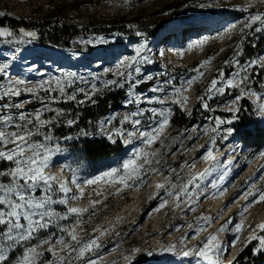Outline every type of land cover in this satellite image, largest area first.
<instances>
[{"label": "snow or ice", "instance_id": "obj_1", "mask_svg": "<svg viewBox=\"0 0 264 264\" xmlns=\"http://www.w3.org/2000/svg\"><path fill=\"white\" fill-rule=\"evenodd\" d=\"M256 2L264 4V0H246L242 7L234 8L245 13L241 19L227 23L215 36L198 37L187 46L186 50L192 51L202 48L209 40L222 41L233 35L239 36L231 57L223 61V66L196 98L204 112L213 114L205 117L206 123L194 125L190 129L183 128L172 138L173 142L182 143L185 138L193 140L199 139L201 134L207 136V141L197 146V150L204 149L199 160L205 167L196 170V159L193 158L191 162H182L179 172L172 168L162 182L154 185L156 191L150 199L160 200L155 211L164 209L171 200L173 210L179 208L182 212L185 209L195 212L202 197H223L228 189L221 190V185L229 174L233 163L231 153L237 146L228 144V151L222 153L220 145L230 138H237V129L232 125L245 110L242 103L244 99L250 102L248 110L264 122V80L257 79L264 73V54L243 61L241 59L245 41L250 37L258 39L257 34L264 36V10H250ZM123 6L131 7L132 4L130 0H123ZM221 6L212 0L185 5L201 9ZM4 15L6 13L0 12V16ZM128 28L135 29V25L130 24ZM134 34L141 39L132 44L131 54L118 58L112 67L101 66L102 71L99 73L89 71L85 75L57 67L46 78L42 75L32 80L22 70L17 72L16 69L24 67L19 62L27 59V46L39 40V33L23 27L13 29L0 26V46H5L4 51L0 52V164L5 165L0 167V264H100L104 260L100 255L103 248L100 237L108 234L114 224L104 229L97 226L92 229L89 239L82 240L80 232L84 231L83 216L89 213L90 207L101 201L89 200L85 207L75 206L73 202L81 199L85 186L106 185L114 188L115 193H120L125 189L139 188L147 175L159 173L158 167H152L153 163L160 164L158 149L153 146L157 143L160 147L165 146L164 136L176 107L191 116L193 109L188 106L187 93L204 76L212 56L200 61L193 69L194 74L182 77V82L177 85L173 77L161 79V75H168L167 72L154 77L147 71L145 66L154 63L150 54L152 49L144 32L136 30ZM107 43L105 36L97 34L81 36L72 41L73 46L82 45L84 48ZM255 46L253 43L252 47ZM72 54L80 56L79 52ZM163 54L161 52V56ZM176 54L183 56L184 52L177 51ZM33 70L39 71L35 61L28 69L29 72ZM153 80L156 83L147 90L151 95L138 91L141 84ZM117 89L125 92L122 110L110 112L99 119L92 133L80 129L76 135L87 137L95 134L113 144L129 146L131 150L125 149L126 155L122 162L83 179L77 175L79 169L72 168L70 181L62 175L63 170L70 166L61 164L59 172H52L51 168L56 164L54 157L66 151L60 141L73 139L71 136L57 137L55 128L71 127L79 119V113L73 118L71 109L58 105L61 102H74L77 107L85 106L86 102L95 105L97 100L94 97ZM21 96H27L28 99H16ZM225 96L229 98L225 100ZM216 98L214 108L210 102ZM33 101H38L39 107L32 110L25 108ZM218 109L228 115L214 114ZM184 150L188 151L186 147ZM222 155H228L229 158L221 159ZM253 155L256 159L264 160V151ZM213 174L217 178L206 183ZM260 179L261 186L245 181L249 186L239 197L244 202L238 209L241 217L239 222L230 219L214 232L201 237V233L219 218V213L216 217L201 215L186 226H177V230L186 227L178 239L166 245L157 240L156 246L148 250L147 254L152 255L155 251L175 253L187 258L185 264H238L236 255L228 257V247L236 246L241 240L240 233L245 228V214L249 209L256 203L264 202V176ZM161 190L163 194L158 195ZM96 194L100 195V192ZM227 207L228 204L223 205L220 213ZM91 215L94 213L89 218ZM119 220L120 217H117L116 221ZM248 227L250 231L243 239V246L256 241L252 254L264 253V220L254 227ZM229 229L231 239L222 240L221 235ZM189 240L194 243L189 245ZM44 245L48 246L46 252L55 260L44 259L45 252L40 250ZM117 248L119 244L112 251ZM18 249L20 251L13 256L12 253ZM140 251L138 247H131L121 252L120 256L124 264H133V258ZM110 264H116V261Z\"/></svg>", "mask_w": 264, "mask_h": 264}, {"label": "rangeland", "instance_id": "obj_2", "mask_svg": "<svg viewBox=\"0 0 264 264\" xmlns=\"http://www.w3.org/2000/svg\"><path fill=\"white\" fill-rule=\"evenodd\" d=\"M175 1L180 0H130L132 6L124 7L123 0H0V12L6 13V15L0 16V26H10L14 29L16 25L22 23L26 26L27 30H34V27L38 23L55 15L58 10L62 11L59 15L63 17V23L77 25H81L87 19L95 22L99 20H110L116 17H125L129 20L128 25H135V29H129L127 26L124 35L97 34L105 36L108 39V43L95 46L89 45L91 47V53H88L87 49L82 45H78L79 47H83V50L79 51L73 48H61L53 44H43L37 41L33 45L27 46V50L25 51L27 59L19 62L24 67L22 69H16V71L19 72L22 70L23 74L32 80L39 79L42 75L46 78L47 74L53 72L57 67L85 75L89 71L99 73L102 71L101 66L112 67L118 58H123V56L131 54L132 44L141 39L136 37L134 33L136 30H140L146 34L149 47L152 49L150 54L153 56L154 63L145 67L154 77L167 72L168 75H161V79L173 77L174 83L179 85L182 82V77H190L194 74L193 69L200 61L212 56V60L204 76L187 93L189 97L188 106L191 108L197 101V96L202 94L207 83L217 74V70L223 66V61L231 57L239 36L233 35L231 38H225L222 41L219 39L209 40L202 48L193 49L192 51L186 50L189 42L201 36H215L227 23L241 19L245 13L234 10V8L242 7L246 0H212L213 3H219L222 6L204 9L192 7L172 18L166 6ZM251 9L253 11L262 10L264 9V4L256 2ZM164 13H167V15H164ZM91 34L94 33L82 34L81 36ZM257 36L258 39L250 37L245 41L244 55L241 57L242 61L250 57H255L258 54H264V44L260 49L252 47L253 43L256 45L257 41L261 37H264L259 34ZM170 41L178 44L177 49L170 51L166 47V43ZM4 49L5 46H0V52H3ZM31 49L36 53L30 55ZM220 49L224 50L221 52L219 51ZM177 51H183V56L177 55ZM73 52H79L80 56H73ZM161 52L164 53L163 56H161ZM217 52L219 53L218 55H213ZM32 61L36 62V67L39 69L38 72L33 70L36 76L31 75L32 71H28L30 62L32 63ZM259 76L257 77L258 80H260ZM110 77L111 74H109ZM261 80H264V73ZM155 83L156 80L143 83L139 86L138 91L147 93L148 88ZM144 84H148V86L143 88L142 85ZM122 91L124 92V90ZM147 94L151 95L152 93ZM228 98V96L224 97L225 100ZM16 99L23 100L28 99V97L21 96ZM123 99L118 107L111 109L103 117L107 116L110 112L121 111L123 108ZM217 99H214L211 103L214 108ZM242 103L245 106V110L242 111L241 115L245 112V116L249 120L245 121L246 129L252 130L251 125L255 123L259 126L260 132L256 134L257 137L254 139H245L242 133L236 132L235 135L237 138L235 140L230 138L229 141L220 145L222 153L228 151V144H235L237 146L231 153L233 163L229 174L221 185V190L227 188L228 191L223 197L216 199L202 197L196 205L195 212H188L186 209L182 212L179 208L173 210V202L171 200H169V204L164 209L155 211L154 209L158 207L160 200L158 198L150 199L152 193L156 191L154 187L155 183L162 182L164 177L169 175L172 168H175L177 172L180 171L179 166L171 165L173 161L180 160L181 164L185 160L191 162L195 158L196 170H202L205 167V164L199 160V156L202 155L204 149L197 150V146L204 144L208 137L201 134L199 139L188 140L185 138L182 143L179 142L178 146L173 147L172 142L166 141L171 131V125L164 136L165 146L160 147L159 143L153 146L155 149H158L160 164L153 163L152 167H158L160 169L159 173L147 175L139 188H133L131 190L125 189L120 193H115L114 188L106 185L84 187V195L79 201L73 202L75 206H88L89 200H100L101 202L90 207L89 213L84 214L82 223L84 231L80 232L81 239H89V234L92 233V229L97 226L104 229L109 228L110 224H114V227L111 228L108 234L100 237V243L103 245V248L100 250V255L111 258L107 263L103 264H110L113 260L116 261V264H124L120 253L131 247L141 249L133 258V264H185L187 258L180 257L175 253H170L166 256L162 255V251H155L152 255H148L147 251L156 246L157 240H161L165 245L175 241L186 230V227H179V230H177V226H186L187 223L192 222L194 218L201 215L216 217L219 213V218L215 219L211 227L201 233V237L214 232L220 225L230 219L239 222L241 217L238 215V209L244 203L239 197L249 186L245 184V181L247 180L249 184L255 182L257 186H261L260 178L264 176V160L256 159L253 155H258L260 151H264V139H261L264 133L262 132L264 131V122L254 112L247 111L248 107H250L248 99H244ZM74 105V102H61L58 106L72 110ZM36 107H39L38 101H33L25 105V108L28 110ZM217 111L226 113L222 109H218ZM46 115H51V113H46ZM206 122L205 118H203L188 128L190 129L194 125H202ZM94 126L95 124H89L87 130L92 133ZM80 129L86 128L82 127V125H79L76 129H74V125L71 127L57 126L55 128V135H62L57 137H73V139L67 141H60L61 147L66 149V151L54 157L56 164L51 168L52 172H59V166L61 164L70 166V168H65L62 172L66 180L70 181L72 168L79 169L77 172L78 177L81 179L87 178L93 174H98L99 171L107 170L108 167L116 166L125 158V149L127 148L128 151L131 150L129 146L120 143L122 150L117 154L99 161H91L83 155V151L76 145L79 144L81 139H103L106 141L107 139L95 134L87 137H77L76 134H71L70 132L74 130L77 133ZM185 147L188 151L184 150ZM228 158V155L221 156V159ZM3 166L5 165L0 164V167ZM172 175L174 176L175 173ZM214 178H217L215 174L208 177L206 183H210ZM97 192H100V195H97ZM162 194L163 190L158 193V195ZM132 204L134 206L133 209L124 213L123 211ZM225 204H228L229 207L220 213V209ZM119 212L124 214L120 217L119 221H116V215ZM92 213L94 215H91V218H89V215ZM156 214L158 216L155 218ZM245 215L247 219L245 221V228L240 233L241 240L237 242L236 246L228 247V257L233 255L237 257L245 248L243 246V239L247 237L250 231L248 226L251 225L254 227L256 223L264 220V202L254 204ZM215 225L217 228L213 229ZM77 231L79 232L80 230L77 229ZM115 233H119V235ZM221 236L222 240L231 239V229ZM197 239H200V237H197ZM188 243L191 245L194 241L189 240ZM256 243V241H252L249 244H252L254 247ZM117 244H119V248L116 251H112L113 248H116ZM47 247V245H44L40 249L45 252L44 259L55 260V257L46 252ZM19 251L18 249L12 255L15 256ZM260 256L263 259L259 264H264V253L257 254L254 257L258 258ZM237 262L238 264H242L241 261Z\"/></svg>", "mask_w": 264, "mask_h": 264}, {"label": "trees", "instance_id": "obj_3", "mask_svg": "<svg viewBox=\"0 0 264 264\" xmlns=\"http://www.w3.org/2000/svg\"><path fill=\"white\" fill-rule=\"evenodd\" d=\"M201 2V0H180L171 2L166 8L169 10L172 18L177 15L187 11L192 7H185V5L193 4ZM264 10V9H262ZM251 11H253L251 9ZM62 11L58 10L55 15L50 16L44 19L42 22L38 23L34 30L39 33V42L43 44H53L57 47L61 48H73L75 50H83V47L73 46L71 42L77 39L82 34H102V35H111V34H120L124 35L127 26L129 24V20L125 17H116L108 20H99V21H90L86 20L81 25L77 24H68L62 22V16L59 15ZM211 14V13H208ZM207 15V14H206ZM167 23V22H166ZM164 23V24H166ZM23 27L25 29L26 26L22 23H19L14 27V29H18ZM264 44V37H261L257 43L256 48L260 49ZM87 52L91 53V47H87ZM263 73L260 74L259 78L261 80ZM111 78V77H110ZM148 84L142 85L143 88H146ZM125 93L122 90H113L111 92L105 93L103 96L94 97L97 100L95 105L89 104L86 102V105L83 107H77L76 105L72 108L73 118H75V114L79 113V119L77 124L74 125V129L82 125V127L88 128L89 124H95L99 119H101L108 111L111 109L118 107L121 100L124 98ZM213 102V101H212ZM210 102V103H212ZM244 102V100L242 101ZM193 109L191 116L182 113L179 108L175 110V115L171 121V131L169 137L166 141L172 142L173 147L179 145V142H173L172 138L177 135V133L183 129L188 128L189 126L196 124L197 121L205 118L208 115H212L213 113L204 112L203 109L200 108L199 102L196 101L192 107ZM249 108V107H248ZM249 112L250 110L247 109ZM214 114L227 116V113H223L221 111H216ZM239 114L240 119L233 123V127L237 129V133H242L246 138H256L259 131V126L253 123L252 130L246 129L245 121L248 118L245 116V112L241 115ZM249 121V120H248ZM71 134H76V131H70ZM264 132V131H262ZM57 136H62L57 134ZM264 139V133L261 136V139ZM256 142V141H255ZM256 143H259L258 141ZM79 149L83 151V155L91 160V161H99L102 159H106L111 157L112 155L117 154L120 150H122V146L120 143L113 144L111 142H107L106 140H97V139H81L79 144L76 145ZM180 160L173 161L171 165L179 166ZM252 244H249L245 247L236 257L237 261H241L242 264H259L263 259L261 256L255 258L252 255Z\"/></svg>", "mask_w": 264, "mask_h": 264}, {"label": "bare ground", "instance_id": "obj_4", "mask_svg": "<svg viewBox=\"0 0 264 264\" xmlns=\"http://www.w3.org/2000/svg\"><path fill=\"white\" fill-rule=\"evenodd\" d=\"M190 42H191V41H190ZM190 42H189V43H190ZM177 45H178V44H175L173 41H170V42H167V43H166V47L169 48L170 51H172V50H174V49H177V47H178ZM175 46H176V47H175ZM32 50H33V49H31V51H30V55L33 54V53H34V54L36 53V52H34V51H32ZM35 63H36V62H35ZM31 66H32V63L30 62V67H31ZM36 68H37V67H36ZM18 69H19V68H18ZM42 73H43V72H42ZM32 74H33V76H36V75L33 73V71L31 72V75H32ZM39 75H40V74H39ZM37 76H38V75H37ZM74 190H75V189H74ZM133 207H134L133 204H132V205H129L127 209L124 208L125 210H124L123 212H124V213L129 212L130 210L133 209ZM124 213H122V212L117 213L116 218H117V217H121ZM157 216H158V214L155 215V218H156ZM221 222H222V221H221ZM218 223H219V222H218ZM216 224H217V223H216ZM216 228H217V226L215 225V227H214L213 229H216ZM220 238H222V236H221ZM169 254H170V253H167V252H163V253H162V255H166V256L169 255ZM103 257H104V260L101 261L100 264L107 263V262L111 259L109 256H103ZM229 258H230V257H229Z\"/></svg>", "mask_w": 264, "mask_h": 264}]
</instances>
